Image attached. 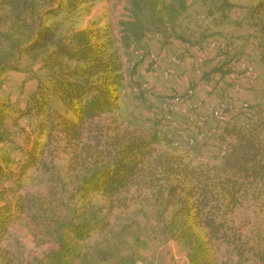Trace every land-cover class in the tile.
Returning <instances> with one entry per match:
<instances>
[{
  "label": "trees",
  "instance_id": "1",
  "mask_svg": "<svg viewBox=\"0 0 264 264\" xmlns=\"http://www.w3.org/2000/svg\"><path fill=\"white\" fill-rule=\"evenodd\" d=\"M52 1L0 0V241L15 219V209L24 211L20 202H7L9 188L4 183L17 178L15 185L21 189L28 170L41 167L42 173L47 172L44 156L53 140L61 138L62 147L71 149V160L75 159L71 169L81 167L71 178L75 190L70 200L83 204L56 220L34 218L37 225H46L43 233L55 247L33 264H135L132 255L117 257L112 250L95 248L89 257L83 249L109 227L107 220L98 219L104 204L93 210L91 201L114 200L146 174L158 185L164 210L174 208L172 217L163 221V234L186 251L189 264H264L263 249L252 245L230 221L249 196L264 201V105L263 110L252 107L251 121L240 114L233 123L214 125L217 136L197 141L190 151L183 150L185 154H180L168 132H155L116 137L109 161L86 164L78 152L85 137L99 125L97 120L121 111L123 64L110 50L113 42L105 40L109 24L97 28L93 23L64 35H59L58 24H48L63 11L76 12L87 0ZM206 2L209 17L222 24L229 21L233 5L228 0ZM128 3L129 17L119 21V42L124 47L142 44L149 34L159 35L163 45L174 39L191 41L181 22L190 9L189 0ZM227 51L220 64L203 72V79L212 82L219 76L220 81L234 83L228 78L232 57ZM25 57L31 62L22 65ZM255 64L264 68V51ZM22 120L34 124L44 139L21 147L10 127L25 131ZM176 136L185 142L182 135ZM162 142L173 149L160 150ZM224 143L228 150L221 157ZM200 153L207 155L204 161L195 158ZM217 250L224 255L220 263L215 259Z\"/></svg>",
  "mask_w": 264,
  "mask_h": 264
},
{
  "label": "rangeland",
  "instance_id": "2",
  "mask_svg": "<svg viewBox=\"0 0 264 264\" xmlns=\"http://www.w3.org/2000/svg\"><path fill=\"white\" fill-rule=\"evenodd\" d=\"M45 1L49 4L53 2ZM228 1L233 7L228 10L229 21L222 24L206 14L205 0H189L190 9L182 17L181 22L185 36L191 41L182 42L174 39L171 44L163 45L159 35L149 34L142 44L133 43L143 50L141 56L134 55L132 45L124 47L119 42V21L129 17V0H87L79 5L76 12L63 11L49 19L48 24L59 25V35L88 27L93 23L97 28L109 24L107 29L109 33L105 40L113 42L110 50L118 53L123 64L121 111L113 115L106 114L97 120L99 125L93 126L83 141L84 145L78 148L82 161L86 164L109 161L110 154L116 150L114 141L116 137L124 138L155 132L162 135L168 132L166 124L161 123V115L155 113V108H158L162 100L171 97L173 92H183L193 83L196 85V98L199 100L197 113L210 114L207 108L209 102L227 99L231 94L240 100L250 102L256 106V110H263L264 68H260V78L255 82L227 84V81H220L219 76L208 82L203 79V73L198 76L195 65L188 63L181 55L179 65L187 66V69L184 71L176 68L177 73L170 80L163 75V69L169 66L164 62L170 63V58L165 60L168 50L172 52L171 55L178 50L191 55V51L207 49L204 51L206 60L203 72L206 70L209 72L222 62L219 58L221 52L204 47L213 40L227 44L229 57H232L237 68L240 69L239 64L242 60L257 63L259 53L264 51V5L263 8L257 6L264 0ZM158 52L160 63L157 65L151 55L154 53L157 56ZM224 54L226 56V52ZM30 62L29 58L25 57L22 65ZM191 70L196 77L190 79ZM178 121L179 125L172 133L182 135L184 139L190 126L183 116H179ZM213 123L216 125L217 122L213 119ZM20 124L24 126L25 131L16 127L10 129L13 132V140L21 147H26L29 142L31 144L36 139H44V135H41L34 124L24 120ZM97 135L102 138L97 140L95 138ZM62 141L61 138L54 139L44 156L49 164L47 172L42 173L41 167L28 170L22 177V181H27V184L21 189L15 185L17 178L4 183L5 187L9 188L7 202L13 205L20 202L24 211L15 209V219L9 225L7 235L0 241V264H33L35 260L43 258L55 247V242L44 235L46 225H37L34 220H43L46 217L56 220L72 212L73 208L82 206L83 202L70 200L71 192L75 190L71 178L81 167L71 169L75 159L71 160V149L66 150L62 147ZM158 147L160 150L173 149L169 142H162ZM182 149H187V146ZM183 150H179L180 154H185ZM190 150L191 148L187 151ZM199 156L195 158L203 160L207 155L200 153ZM13 170L14 174H20L18 170ZM91 202L93 210L104 204L105 207L98 213V219L107 220L109 227L85 244L83 251L89 257H92L95 248H99L112 250L117 253V257L132 255L135 264H189L186 251L175 239L163 234V221L172 217L174 208L164 210L159 201L158 185L149 174L140 177L137 183L114 200L95 197ZM68 205L72 207L71 210L67 208ZM230 221L242 232L245 239H249L252 245L264 251L262 198L249 196L243 205L230 215ZM222 256L224 257L217 250L216 262L224 260Z\"/></svg>",
  "mask_w": 264,
  "mask_h": 264
},
{
  "label": "built area",
  "instance_id": "3",
  "mask_svg": "<svg viewBox=\"0 0 264 264\" xmlns=\"http://www.w3.org/2000/svg\"><path fill=\"white\" fill-rule=\"evenodd\" d=\"M131 45V50L135 56L143 55V50L141 48L135 44ZM204 47L221 52L219 58L222 60L225 59L226 56L224 52L228 49L225 42L213 40L211 44L205 45ZM205 50L200 48L199 50L192 52L191 55L185 54L182 50H178L177 53L170 56L169 66L163 69L164 77L167 80H170V78L176 75V68L181 63V55L184 56V60L188 63L195 65L197 75L201 76L206 60L204 53ZM159 55L160 52H158L157 56L154 53L151 55L152 60L157 65L160 63ZM234 63V60L230 62L232 68L228 77L230 81L247 83L248 81H258L260 78L261 71L254 62L242 61L239 64L240 69L237 68L236 63L235 65ZM195 87L196 85L193 83L183 92H173L171 97L162 100L158 108H155V113L161 115L163 123L166 124L168 133L173 137V144L177 149L183 150L182 148H184V146H187V149H189L192 148L197 141L203 142L211 137H216L218 128L216 126L208 127L209 122H213V119L217 122L216 124H219L220 126L235 122L240 114L248 121H251L254 114L252 108L253 105L248 101L240 100L233 94L227 99H219L209 102L207 108L210 114L202 112L197 113L196 108L198 107L199 100L196 98ZM179 116L185 117L186 122L189 124L188 126H190L188 134L185 136V142L172 133V130L176 129L179 125ZM209 116L211 119H209ZM217 140L219 139L217 138ZM202 150L205 151V147H203ZM227 150L228 145L226 143L222 144L219 150V155L221 157L224 156Z\"/></svg>",
  "mask_w": 264,
  "mask_h": 264
},
{
  "label": "crops",
  "instance_id": "4",
  "mask_svg": "<svg viewBox=\"0 0 264 264\" xmlns=\"http://www.w3.org/2000/svg\"><path fill=\"white\" fill-rule=\"evenodd\" d=\"M167 51V50H166ZM169 52H166V55H165V60H168V58H170V55L172 54V52L170 53V50H168ZM193 52H195V51H193ZM191 53H192V51H191ZM242 61H244V60H242ZM245 61H248V60H245ZM164 63H167L166 64V66L168 65V62L167 61H165ZM187 66H184V67H181V65H178V67H177V69H182V70H186L187 68H186ZM192 77H196V75L194 74V72L191 70V75H190V79L192 78ZM230 81V80H229ZM233 82V81H232ZM201 84V83H200ZM234 84V83H233ZM222 85V84H221ZM211 126H214V123L213 122H209V124H208V127H211Z\"/></svg>",
  "mask_w": 264,
  "mask_h": 264
}]
</instances>
